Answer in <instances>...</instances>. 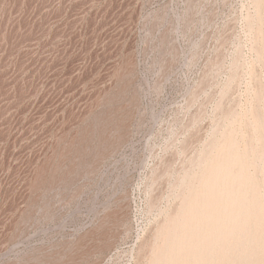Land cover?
<instances>
[{
  "label": "rangeland",
  "instance_id": "1",
  "mask_svg": "<svg viewBox=\"0 0 264 264\" xmlns=\"http://www.w3.org/2000/svg\"><path fill=\"white\" fill-rule=\"evenodd\" d=\"M254 6L0 0V264H147L226 114L264 113Z\"/></svg>",
  "mask_w": 264,
  "mask_h": 264
},
{
  "label": "bare ground",
  "instance_id": "2",
  "mask_svg": "<svg viewBox=\"0 0 264 264\" xmlns=\"http://www.w3.org/2000/svg\"><path fill=\"white\" fill-rule=\"evenodd\" d=\"M254 3L264 65V0ZM254 109L242 143L236 113L227 111L219 136L192 161L180 203L146 249L147 264H264V113Z\"/></svg>",
  "mask_w": 264,
  "mask_h": 264
}]
</instances>
